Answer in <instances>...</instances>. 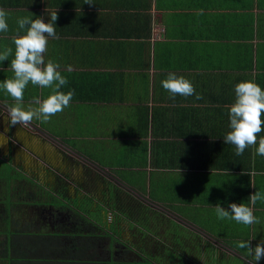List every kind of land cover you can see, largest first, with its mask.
<instances>
[{
	"label": "crops",
	"instance_id": "0c3cea01",
	"mask_svg": "<svg viewBox=\"0 0 264 264\" xmlns=\"http://www.w3.org/2000/svg\"><path fill=\"white\" fill-rule=\"evenodd\" d=\"M85 2L0 0L9 25L7 32L0 33V51L13 49L8 60L0 62V82L14 76L13 39L24 34L18 32L17 20L43 18L47 23L51 13L57 12L58 39L49 38L45 60L60 65L68 80L61 91L74 89L75 95L70 106L49 122L57 127L66 123L71 129L81 123L87 131L77 139L57 137L58 144L93 169L111 174L137 197L145 199L155 186L157 208H167L171 219L181 220L206 240L215 241L218 248L238 250L227 242L239 238L251 241L254 248L252 233L264 234V201L253 206L249 197L264 192V156L256 154L258 143L237 156L235 146L223 138L230 130L235 85L254 80L264 89V0ZM200 10L203 14H198ZM169 72L190 80L203 99L195 95L170 99L161 84ZM50 94L51 89L29 83L24 107L34 97L42 100ZM13 103L0 90V107L9 109ZM117 123L126 124L125 132L139 135L141 145L127 146L136 159L130 156L129 161L104 167L91 158L93 151L132 140L117 133ZM119 171L130 176L123 179ZM169 187L171 194H167ZM70 201L71 208L55 207L56 200L49 205L20 198L1 201L8 215L4 221L0 216V264L126 263L120 247L112 246L121 243L120 233L113 237L109 229L114 210L96 208L90 199ZM231 203L252 207L261 223L245 226L219 220L214 207L219 204L231 211ZM50 206L55 207L53 212Z\"/></svg>",
	"mask_w": 264,
	"mask_h": 264
},
{
	"label": "clouds",
	"instance_id": "9594fccd",
	"mask_svg": "<svg viewBox=\"0 0 264 264\" xmlns=\"http://www.w3.org/2000/svg\"><path fill=\"white\" fill-rule=\"evenodd\" d=\"M85 3L93 4L92 0H86ZM198 14H203V10H200ZM7 19V11L0 8V33L8 31ZM57 19V12H52L50 22L47 23L43 18L22 17L17 20L18 32L23 30L24 34H18L13 39L15 54L10 66L14 76L0 82V90L6 92L14 101L7 113V121L11 126L19 124L26 127L34 119L47 123L51 117L69 107L75 95L74 89L67 93L61 91L68 80L61 74L60 65L51 59L45 60L49 38L58 39L55 27ZM12 53V48L0 51V62L7 61ZM29 83L40 88L51 89V94L42 100L34 97L25 108L24 92ZM161 84L169 92V98L172 100H175L178 95L185 98L195 95L197 100L203 99L202 94L196 92L193 83L176 72H169ZM262 117H264V89L254 80L236 84L235 101L229 106L230 130L223 139L226 144L235 146L237 156L242 155L246 148L255 146L257 143L256 154L264 156V137L258 140V134L264 131ZM249 201L253 206L257 201H264V192L257 191L249 197ZM229 208L231 211L217 204L214 207L217 218L235 221L245 226L261 223L260 219L254 215L253 208L244 203H231ZM237 247L247 249L248 255L253 257L256 264L264 258V239L255 248L251 246V241H239Z\"/></svg>",
	"mask_w": 264,
	"mask_h": 264
},
{
	"label": "flooded vegetation",
	"instance_id": "af4514ba",
	"mask_svg": "<svg viewBox=\"0 0 264 264\" xmlns=\"http://www.w3.org/2000/svg\"><path fill=\"white\" fill-rule=\"evenodd\" d=\"M8 110L0 107V204L16 198L38 200L47 205L50 200H56L55 207L71 208L73 197L93 200L96 208L114 210L109 229L116 235L113 237L117 238L116 233H120L121 243L112 246L120 247L121 258L126 263L131 261V251L145 244L134 220L143 212V207L154 209L149 196L147 200L131 194L111 174L93 169L71 149L58 144L38 123L11 126L7 121ZM55 207L50 206V211ZM113 255H117L116 251Z\"/></svg>",
	"mask_w": 264,
	"mask_h": 264
},
{
	"label": "trees",
	"instance_id": "16d2710c",
	"mask_svg": "<svg viewBox=\"0 0 264 264\" xmlns=\"http://www.w3.org/2000/svg\"><path fill=\"white\" fill-rule=\"evenodd\" d=\"M153 195V191H150L149 198H153ZM142 209L143 212L134 221L145 244L131 251L132 260L123 264H249L251 260L248 252L241 248L237 250V257L222 256L209 240L184 224L170 219L166 212L161 213L148 207ZM7 212L8 208L4 209L0 205L3 221ZM222 243L226 245V242Z\"/></svg>",
	"mask_w": 264,
	"mask_h": 264
},
{
	"label": "rangeland",
	"instance_id": "374dc122",
	"mask_svg": "<svg viewBox=\"0 0 264 264\" xmlns=\"http://www.w3.org/2000/svg\"><path fill=\"white\" fill-rule=\"evenodd\" d=\"M114 120H116V118H113ZM55 122H57V120L58 119H53ZM112 120V119H111ZM117 121V120H116ZM39 125H40V127H41V129L44 131V132H46L47 134H49L54 140H56L57 139V137H65L66 135L69 137V138H71V139H77V138H74V137H78V136H82V135H86L87 134V131H84V130H86L85 128H82L81 127V123L80 124H77V125H75L74 126V129H71V128H68V124H66V123H58L59 124V127H57L56 126V123H54V122H47V123H38ZM117 124H119L118 126H117V133L119 134V135H121L122 134V136L123 137H132V138H130V139H132V140H127V142L126 141H120V142H112V144L114 145V146H112V147H109V150H107V149H105L104 147H103V149H102V147H101V149L99 148V149H97V150H95V151H93V153H92V155H91V158L92 159H94V160H96V161H99L104 167L105 166H107V167H110L112 164H115V165H112V166H117V164H119V163H122V162H126V161H129L130 160V156H132L134 159H136L137 157L136 156H134V155H131V154H129L128 153V148H127V146H140L141 145V141H140V136L139 135H135L133 132H131V134H129V133H127V131L125 132V130H126V124H122V123H117ZM110 125H115V123H111ZM108 126H109V124H108ZM90 128V127H89ZM107 135H108V133H107ZM110 135H112V132H111V134ZM116 136V135H115ZM129 139V138H128ZM83 142H81V144H82ZM68 144H70V142H68ZM80 144V143H79ZM84 144V143H83ZM71 145V144H70ZM104 150H106V151H104ZM135 152H136V150H135ZM117 173H119V174H122V175H120L123 179H127L128 178V176H130V175H128L126 172H117ZM4 180H6V179H4ZM152 184H153V182H152ZM174 185H175V181H174ZM5 185L3 184V187H2V190H4L5 191ZM162 188V187H161ZM164 189V188H163ZM169 189V190H168ZM151 190V188H149V191ZM167 190H168V192H167V194H171V190H172V188L171 187H169V188H167ZM147 191V190H146ZM151 191H153V198H151V202L152 203H154V209H155V186H153L152 187V190ZM156 192H158L159 193V191H156ZM157 194V193H156ZM167 199H169L168 197H166ZM145 199H147L148 200V198L146 197ZM161 200H165V199H161ZM162 212H169L166 208H164V207H161V209H160ZM176 221H178V222H180V223H182V221L181 220H176ZM213 223H216V220L213 222ZM241 229L242 230H244V227H242L241 226ZM222 232V231H221ZM218 233V232H217ZM223 233V232H222ZM255 233L256 234H253L252 233V235L254 236L253 237V242H255L254 243V248H255V246L262 240V239H264V234L262 233V232H260V231H255ZM219 234V233H218ZM201 237L202 238H204V239H207V237L206 236H204V235H201ZM249 238V235L247 234L246 235V239H248ZM230 239V237H228V240ZM239 241H245L244 239H241V238H239L238 239ZM239 241H233V240H231V242L229 243L230 244V246H232L234 249L235 248H237L238 249V247L237 246H234V245H237V242H239ZM211 242V245H213L214 247H215V250H217V252L220 254V255H222V256H226V257H228V256H233V257H237V252H235V251H237V250H235V251H233V250H231L230 248H228V250L226 249V248H224V247H221L220 245V248H218V246H217V243H215V241L213 242V241H210ZM228 244V245H229ZM234 244V245H233ZM217 253V254H218ZM224 254V255H223ZM249 264H256V261L253 259V257L251 256V260L248 262ZM258 264H264V258H262L259 262H258Z\"/></svg>",
	"mask_w": 264,
	"mask_h": 264
}]
</instances>
